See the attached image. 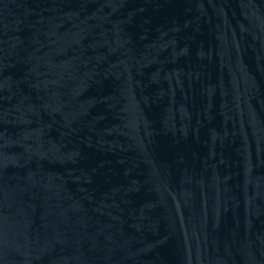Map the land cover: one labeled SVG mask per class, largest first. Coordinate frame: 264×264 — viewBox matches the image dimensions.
Returning a JSON list of instances; mask_svg holds the SVG:
<instances>
[{
	"label": "water",
	"instance_id": "obj_1",
	"mask_svg": "<svg viewBox=\"0 0 264 264\" xmlns=\"http://www.w3.org/2000/svg\"><path fill=\"white\" fill-rule=\"evenodd\" d=\"M0 264H264L256 0H0Z\"/></svg>",
	"mask_w": 264,
	"mask_h": 264
}]
</instances>
